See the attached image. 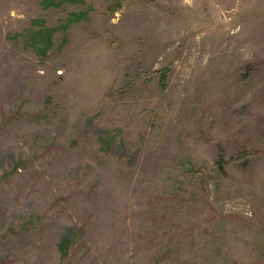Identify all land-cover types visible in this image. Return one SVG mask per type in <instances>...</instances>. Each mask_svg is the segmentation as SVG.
Segmentation results:
<instances>
[{
  "label": "rangeland",
  "instance_id": "rangeland-1",
  "mask_svg": "<svg viewBox=\"0 0 264 264\" xmlns=\"http://www.w3.org/2000/svg\"><path fill=\"white\" fill-rule=\"evenodd\" d=\"M48 1L0 0V264H264V0Z\"/></svg>",
  "mask_w": 264,
  "mask_h": 264
},
{
  "label": "trees",
  "instance_id": "trees-1",
  "mask_svg": "<svg viewBox=\"0 0 264 264\" xmlns=\"http://www.w3.org/2000/svg\"><path fill=\"white\" fill-rule=\"evenodd\" d=\"M65 1H67V0H62V1H60L59 3H56L55 2V0H51L50 2L48 1V2H46L47 3V5L48 6H53V7H60L61 5H63V3L65 2ZM78 1V0H77ZM87 18V12H83V13H80V14H74L73 16H72V19L64 26L66 29L70 26V25H72L73 23H76V22H79V21H82V20H84V19H86ZM36 23V22H35ZM45 22H42V21H39L38 22V25H43V26H45ZM166 77L164 76V79H165ZM219 165H220V169H221V171L222 172H224V162L223 161H220L219 162Z\"/></svg>",
  "mask_w": 264,
  "mask_h": 264
}]
</instances>
